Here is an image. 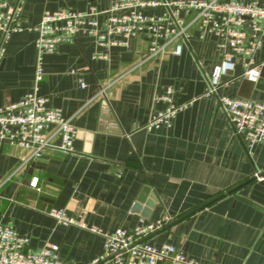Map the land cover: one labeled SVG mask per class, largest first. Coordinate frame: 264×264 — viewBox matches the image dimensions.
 Here are the masks:
<instances>
[{"label":"crops","instance_id":"0c3cea01","mask_svg":"<svg viewBox=\"0 0 264 264\" xmlns=\"http://www.w3.org/2000/svg\"><path fill=\"white\" fill-rule=\"evenodd\" d=\"M109 1L23 0L22 26L37 25L44 12L105 10ZM35 38L24 30L7 40L0 108L31 90ZM147 50L141 36L105 51L80 35L44 56L38 94L78 132L71 152L45 150L26 163L30 150L0 142V225L26 236L29 250L50 243L62 261L89 264L102 254L103 234L167 215L170 222L146 238L151 245L169 244L198 264H264V140L248 152L216 98L204 95L205 76L220 61L214 40L201 41L192 30L179 56L142 62ZM255 61H264V44ZM262 69L256 83L241 79L228 93L264 103ZM109 84L107 103L90 101ZM167 87L182 109L169 127L143 129L167 107L154 100Z\"/></svg>","mask_w":264,"mask_h":264},{"label":"built area","instance_id":"2783aa9c","mask_svg":"<svg viewBox=\"0 0 264 264\" xmlns=\"http://www.w3.org/2000/svg\"><path fill=\"white\" fill-rule=\"evenodd\" d=\"M22 1L0 0V60L11 34L24 30L34 32L33 83L28 93L0 108V142L30 150L24 163L40 157L45 150L72 151L78 132L72 118L64 116L59 109L47 107V100L38 94V89L43 77L44 56L55 53L61 44H73L80 35L92 37L96 46L105 51L116 46L127 47L131 39L141 36L148 42L142 62L166 54L179 56L192 30L201 41L212 38L220 61L205 76L204 95L216 98L234 134L241 138L248 152L263 142L264 103L239 98L227 90L241 79L251 83L259 79L264 61L257 63L255 55L264 44V2L110 0L105 10L91 6L84 12L66 9L44 12L37 25L27 28L22 26ZM94 57L107 59V54L97 52ZM69 74L76 75V71L71 69ZM77 83L80 89L86 87L81 77H77ZM110 87L111 84L100 86L90 101L102 99L107 103ZM174 97L175 90L171 87L154 97L167 107L154 111L143 129L170 126L182 109L175 105ZM49 215L59 222L72 223L62 211L51 210ZM169 222L170 218L162 215L153 221L140 219L131 230L117 229L103 234L102 254L89 264H158L163 261L198 264L169 244L155 247L146 241ZM28 243L29 239L16 234L11 226L0 225V264H71L59 259L58 247L54 244L46 243L32 251Z\"/></svg>","mask_w":264,"mask_h":264},{"label":"water","instance_id":"95a60500","mask_svg":"<svg viewBox=\"0 0 264 264\" xmlns=\"http://www.w3.org/2000/svg\"><path fill=\"white\" fill-rule=\"evenodd\" d=\"M262 70L263 69H261V72H262ZM261 72H260V74H261ZM249 82V81H248ZM251 83V82H250ZM252 84V83H251ZM263 174V173H262ZM262 174H258V175H256L255 177L256 178H258V177H260ZM152 205V203L151 202H148V206L150 207Z\"/></svg>","mask_w":264,"mask_h":264}]
</instances>
